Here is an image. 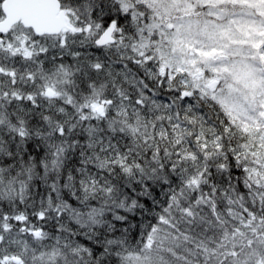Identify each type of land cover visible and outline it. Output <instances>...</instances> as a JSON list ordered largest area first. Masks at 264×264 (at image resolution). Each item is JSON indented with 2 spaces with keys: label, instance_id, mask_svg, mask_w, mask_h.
<instances>
[{
  "label": "snow or ice",
  "instance_id": "obj_1",
  "mask_svg": "<svg viewBox=\"0 0 264 264\" xmlns=\"http://www.w3.org/2000/svg\"><path fill=\"white\" fill-rule=\"evenodd\" d=\"M0 264H264V0H0Z\"/></svg>",
  "mask_w": 264,
  "mask_h": 264
}]
</instances>
